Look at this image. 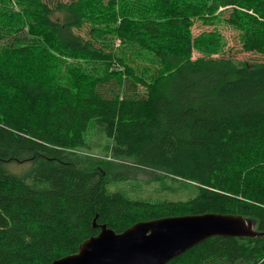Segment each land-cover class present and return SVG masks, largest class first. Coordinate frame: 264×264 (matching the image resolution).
<instances>
[{
  "label": "trees",
  "instance_id": "16d2710c",
  "mask_svg": "<svg viewBox=\"0 0 264 264\" xmlns=\"http://www.w3.org/2000/svg\"><path fill=\"white\" fill-rule=\"evenodd\" d=\"M51 1L0 0V264H50L103 224L202 213L259 235L166 264H264V60L224 54L215 28L174 36L222 22L264 58V0ZM91 124L105 156L81 152ZM140 172L183 195L133 196Z\"/></svg>",
  "mask_w": 264,
  "mask_h": 264
},
{
  "label": "water",
  "instance_id": "95a60500",
  "mask_svg": "<svg viewBox=\"0 0 264 264\" xmlns=\"http://www.w3.org/2000/svg\"><path fill=\"white\" fill-rule=\"evenodd\" d=\"M241 215L202 213L138 221L121 232L106 225L75 253L50 264H166L211 236L255 237Z\"/></svg>",
  "mask_w": 264,
  "mask_h": 264
},
{
  "label": "rangeland",
  "instance_id": "374dc122",
  "mask_svg": "<svg viewBox=\"0 0 264 264\" xmlns=\"http://www.w3.org/2000/svg\"><path fill=\"white\" fill-rule=\"evenodd\" d=\"M58 0H52L50 2L51 6L54 2ZM65 1V0H62ZM213 28L220 31V33L225 38L226 45L224 46V54L232 57L237 62L242 61H257V60H264L262 56L255 52H246L242 50V47L238 41L236 30L232 27L228 26L225 23H218L215 24V26H207L202 24L200 21H194L191 25H186L183 27L181 33H177L174 36L179 35L181 40L187 42L191 37H194L195 35L199 34L202 31H209ZM198 53L196 51H193V56H197ZM86 141H87V147L83 148L81 150L82 153H89L95 156H105L107 154L103 151V146L106 143V138L100 131L99 127L95 124H91L87 133H86ZM120 162H123V159H118ZM19 166L12 165L11 169L14 170H21L23 171L25 168H28V164H16ZM21 165V166H20ZM15 166V167H14ZM160 173V172H159ZM137 180L141 183L140 188L137 191H132L133 196L138 197H150L155 198L159 196H164L167 198H177L181 197L183 194L180 192V190H172L161 188L157 184L156 181L152 180V176L149 174H146L145 172H140L136 175ZM146 181V182H145ZM129 183L135 184L137 181H134L133 179L128 180ZM112 186V184H111ZM159 189L157 190V188ZM111 189H113L111 187Z\"/></svg>",
  "mask_w": 264,
  "mask_h": 264
}]
</instances>
